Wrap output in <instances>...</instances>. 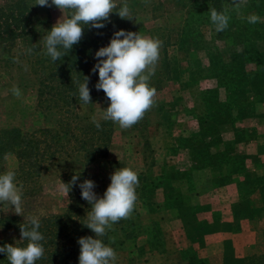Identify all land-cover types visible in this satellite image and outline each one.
Here are the masks:
<instances>
[{
	"label": "rangeland",
	"instance_id": "1",
	"mask_svg": "<svg viewBox=\"0 0 264 264\" xmlns=\"http://www.w3.org/2000/svg\"><path fill=\"white\" fill-rule=\"evenodd\" d=\"M115 2L121 6L124 0ZM127 4L134 18L121 19L115 12L111 13L112 20L107 21L110 25L104 30L105 47L110 43L109 37L121 29L162 42L155 74L149 81L150 87L156 89L154 106L131 128L122 129L110 121L113 133L109 150L104 157H97L88 168L85 167L84 174L81 153L72 151L75 142L71 140L46 162L48 169H43L37 178L21 183L15 177V183L23 186V211L19 216L21 219L41 217L65 211L72 201L79 204L81 189L78 185L84 180H92L95 183L93 191L102 198L115 170L131 168L139 179L134 210L130 218L120 220L108 230L109 237L115 240L111 245L117 255L116 264H170L167 257L171 252L164 251L163 234L156 223L149 226L152 227L150 239L155 252L145 243L144 234L148 231V227L143 230L146 198L157 188L159 178L155 174L159 168L170 175L177 173L173 164H159L168 158L169 150L174 151V143L177 147L183 146L179 158L185 161L184 164L192 160L193 165L200 164L207 157L217 155L213 152L217 146L222 147L221 127L243 120L248 125L254 123L253 112L264 106V0H243L239 13L233 9L231 0H127ZM210 8L227 9L230 20L226 30L215 31L209 18ZM37 9L40 19L51 28L59 19L69 18L67 12L63 14L55 6L38 5ZM253 13L261 17V22L252 25L241 18ZM45 35L47 30L46 34L36 38L39 39L37 42ZM6 53L1 44L0 59ZM11 54L14 55L12 64L5 66L0 62V128L19 127L33 131L45 127L50 124L48 117H52L49 121L58 117L55 111H49L46 116L36 105L37 81L41 76L40 70L36 71L37 63L34 59V70L21 38L16 41ZM14 87L21 92L19 98L13 95ZM109 103L107 98L88 104L78 103L73 112L80 122H93V116L101 122L104 121L102 111ZM256 123L261 122L257 120ZM75 133L81 138L79 127ZM225 145L230 147L231 144ZM125 147L129 151L140 147L145 158L138 161L139 155L125 154ZM163 148L168 150L166 154ZM111 160L116 163L111 165ZM17 167L15 155L7 154L0 161V174L8 170L18 174ZM71 173L79 178L67 196L59 189L62 182L68 184L71 181ZM149 178L153 179L152 183L148 182ZM90 210L91 207L86 209L85 220ZM78 211L81 213L80 208ZM13 214L8 205H0V216ZM2 240L14 244L20 240V235L13 228L0 226ZM120 240H125L124 245L117 244Z\"/></svg>",
	"mask_w": 264,
	"mask_h": 264
},
{
	"label": "clouds",
	"instance_id": "2",
	"mask_svg": "<svg viewBox=\"0 0 264 264\" xmlns=\"http://www.w3.org/2000/svg\"><path fill=\"white\" fill-rule=\"evenodd\" d=\"M147 2V0H145ZM243 0H231L233 9L239 13ZM57 7L68 17L59 19L48 31L43 39L44 55L52 61L61 59L71 51L73 45L83 38L84 27L100 29L105 27V21L110 22V14L115 12L121 19L132 20L131 10L124 0L118 6L115 0H36L33 5ZM210 22L217 33L228 28L230 16L227 9L217 11L210 8ZM248 24L255 25L261 22V17L255 13L249 14ZM162 42L159 39L145 37L139 33L116 31L106 47L99 48L95 53L97 63L92 71H98V82L95 88L103 90L108 101V107L103 109L101 119L118 124L122 129L131 128L138 123L154 106L156 89L150 87L149 81L155 74L159 60ZM63 49L65 51H61ZM32 48L27 49L31 54ZM79 83V100L91 103L89 78L84 77ZM13 95L20 97L19 88L12 89ZM92 121L97 129L101 128L95 116ZM16 173L8 170L0 174V205H8L17 215H22L23 186L15 183ZM79 175H73L68 184L62 182L60 191L68 196L72 186L76 185ZM111 183L100 198L93 191L95 183L84 180L78 186L81 197L91 205L87 213L84 226L92 230L91 236L80 237L79 264H116L117 255L111 246L100 239L106 235L112 226L122 219L130 218L137 200L136 187L139 185L138 174L131 168H119L110 177ZM40 220L36 216L29 218L28 225L20 226L21 241H28L24 247L6 244L0 247V253H5L8 264H36L44 256V247L40 243L44 236L39 231Z\"/></svg>",
	"mask_w": 264,
	"mask_h": 264
},
{
	"label": "trees",
	"instance_id": "3",
	"mask_svg": "<svg viewBox=\"0 0 264 264\" xmlns=\"http://www.w3.org/2000/svg\"><path fill=\"white\" fill-rule=\"evenodd\" d=\"M35 3L36 0H3L0 4V45L4 44L7 52L0 62L5 66L13 63L14 55L11 54V49L21 38L30 65L35 70L36 62V71L40 70L41 72L37 81L36 105L43 114L55 111L58 117L55 121H49L52 120V117H48L47 121L50 124L33 131L19 127L0 128V161H3L7 154L15 155L18 164L16 169L18 174L15 177L21 183L32 181L40 176L43 169L47 170L46 162L55 157L71 140L75 142L72 151L81 153V168H83L84 174L86 166L97 157H104L107 154L113 133L110 121H101V128L97 129L93 122H80L78 116L73 112L74 107L78 103H82L79 100L78 85L84 82V77L89 78L88 87L91 102L107 98L103 90L98 91L95 88L99 79L97 78L98 71L94 73L92 69L97 63L96 51L105 47L104 30L109 27L110 23L105 21V27L100 29L84 27L81 41L73 45L71 51H68L61 59L52 61L50 57L44 55L43 40L37 42L39 39H36L41 34H46V30L48 33L51 26L40 19L38 5L33 6ZM110 40L111 37L108 41L110 42ZM29 48L33 49L31 54L27 53ZM78 127L81 129V138H77L75 133ZM109 163L112 165L116 162L111 160ZM73 174H69V177L72 178ZM79 199V204L77 201H72L73 203L69 204L63 212L38 217L40 220L39 231L44 236V240L40 243L45 251L44 256L36 261V264H79L80 245L78 239L87 236L95 238L94 232L84 226L86 220L83 218L86 209L91 205L82 199L81 195ZM28 224L29 219H21L17 214L0 216V226L4 229H15L19 233L20 239V226ZM109 236L110 232L107 231L106 235L100 239L106 245L113 247L111 244H114L115 240ZM122 242L120 240L117 244L121 245ZM27 243L26 240H19L12 245L24 247ZM6 244L8 243L4 240L0 241V247ZM149 247L153 249L154 243L149 242ZM0 264H8L5 253H0ZM243 264H264V251L258 257Z\"/></svg>",
	"mask_w": 264,
	"mask_h": 264
},
{
	"label": "crops",
	"instance_id": "4",
	"mask_svg": "<svg viewBox=\"0 0 264 264\" xmlns=\"http://www.w3.org/2000/svg\"><path fill=\"white\" fill-rule=\"evenodd\" d=\"M253 119L250 125L243 120L221 127L222 147L203 163L184 164L179 158L183 146L176 143L174 151L162 149L168 151L166 160L156 158V164H173L177 173L159 168L155 174L159 180L146 198L143 230L148 227L149 245V226L158 225L164 251L171 252L168 263L243 264L264 251V106L253 112ZM123 152L139 155L138 161L145 158L140 147Z\"/></svg>",
	"mask_w": 264,
	"mask_h": 264
}]
</instances>
